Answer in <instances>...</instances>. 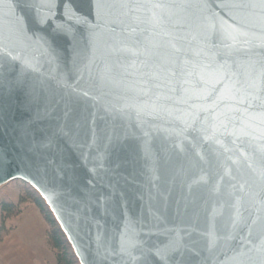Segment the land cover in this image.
<instances>
[{
    "label": "water",
    "instance_id": "obj_1",
    "mask_svg": "<svg viewBox=\"0 0 264 264\" xmlns=\"http://www.w3.org/2000/svg\"><path fill=\"white\" fill-rule=\"evenodd\" d=\"M79 264H264V0H0V188Z\"/></svg>",
    "mask_w": 264,
    "mask_h": 264
},
{
    "label": "crops",
    "instance_id": "obj_2",
    "mask_svg": "<svg viewBox=\"0 0 264 264\" xmlns=\"http://www.w3.org/2000/svg\"><path fill=\"white\" fill-rule=\"evenodd\" d=\"M2 218L0 207V226ZM6 225H11L12 230L0 242V264H55L51 253L55 254L46 246L48 225L37 207L28 206Z\"/></svg>",
    "mask_w": 264,
    "mask_h": 264
},
{
    "label": "trees",
    "instance_id": "obj_3",
    "mask_svg": "<svg viewBox=\"0 0 264 264\" xmlns=\"http://www.w3.org/2000/svg\"><path fill=\"white\" fill-rule=\"evenodd\" d=\"M0 196V207L4 221H8L9 219L20 215L23 210V203L32 202L37 205L48 225L46 246L55 254V264H79L78 259L59 224L55 220L44 200L34 188L28 184H23L20 204H16L5 194H1ZM11 230L12 228L5 223L0 226V242H2L9 235Z\"/></svg>",
    "mask_w": 264,
    "mask_h": 264
},
{
    "label": "rangeland",
    "instance_id": "obj_4",
    "mask_svg": "<svg viewBox=\"0 0 264 264\" xmlns=\"http://www.w3.org/2000/svg\"><path fill=\"white\" fill-rule=\"evenodd\" d=\"M23 182H21V181H13V182H10L9 184H7L6 186H4V187H2V188H0V195L1 194H5V195H7L9 198H11V200L13 201V202H15L16 204H20V199H21V194H22V192H23ZM12 196H14L15 198V200L16 199H18L17 201H14L13 200V197ZM1 197V196H0ZM31 205H33V206H35V207H37L38 209H39V207L37 206V205H35L34 203H32V202H27V203H23L22 204V209H25V208H27L28 206H31ZM2 211V210H1ZM23 211V210H22ZM39 211L41 212V210L39 209ZM41 214H42V212H41ZM43 215V214H42ZM2 217H3V214H2ZM43 218H44V216H43ZM3 219V218H2ZM11 219H13V218H11ZM11 219H9V220H11ZM45 219V218H44ZM3 223H5V224H7V221H4L3 220ZM8 226H10L11 227V225H8ZM51 256H52V258H53V260H54V256L55 255H53L52 253H51Z\"/></svg>",
    "mask_w": 264,
    "mask_h": 264
}]
</instances>
